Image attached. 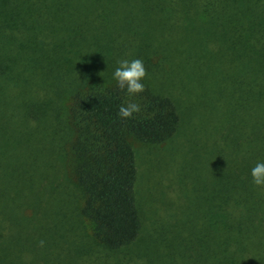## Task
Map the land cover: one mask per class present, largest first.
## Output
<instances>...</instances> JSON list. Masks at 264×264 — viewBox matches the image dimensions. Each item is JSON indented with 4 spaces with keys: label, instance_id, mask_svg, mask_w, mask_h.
Instances as JSON below:
<instances>
[{
    "label": "trees",
    "instance_id": "trees-1",
    "mask_svg": "<svg viewBox=\"0 0 264 264\" xmlns=\"http://www.w3.org/2000/svg\"><path fill=\"white\" fill-rule=\"evenodd\" d=\"M136 58L130 96L112 72ZM176 142L185 203L148 225L134 145ZM10 157L45 223L36 264H264V0H0L7 176Z\"/></svg>",
    "mask_w": 264,
    "mask_h": 264
},
{
    "label": "rangeland",
    "instance_id": "rangeland-1",
    "mask_svg": "<svg viewBox=\"0 0 264 264\" xmlns=\"http://www.w3.org/2000/svg\"><path fill=\"white\" fill-rule=\"evenodd\" d=\"M177 145V142L157 147L134 145L138 157L136 189L147 224L171 218L174 210L185 203L184 192L189 184L181 179L185 174L190 179L195 162L192 153L183 157ZM180 148L185 152L186 142ZM5 162L9 166L5 171L12 175H5L0 165V256L16 264H36L39 250L36 237L44 236L45 223L38 216L31 217L27 209L31 193L28 187H23L27 175L23 179L17 157L5 158Z\"/></svg>",
    "mask_w": 264,
    "mask_h": 264
},
{
    "label": "clouds",
    "instance_id": "clouds-1",
    "mask_svg": "<svg viewBox=\"0 0 264 264\" xmlns=\"http://www.w3.org/2000/svg\"><path fill=\"white\" fill-rule=\"evenodd\" d=\"M118 66L112 72V79L118 88L124 89L130 96L138 95L144 90L145 68L139 59H120ZM140 111V105L134 101H128L118 107L117 115L121 119L131 118ZM252 183L256 186L264 185V162H257L249 173ZM42 243V242H41Z\"/></svg>",
    "mask_w": 264,
    "mask_h": 264
}]
</instances>
